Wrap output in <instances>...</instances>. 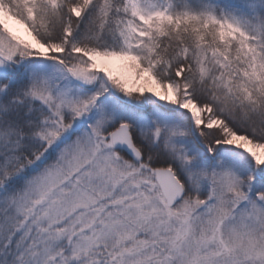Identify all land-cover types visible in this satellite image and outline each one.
Wrapping results in <instances>:
<instances>
[{"label":"snow or ice","instance_id":"obj_1","mask_svg":"<svg viewBox=\"0 0 264 264\" xmlns=\"http://www.w3.org/2000/svg\"><path fill=\"white\" fill-rule=\"evenodd\" d=\"M0 264H264V0H0Z\"/></svg>","mask_w":264,"mask_h":264}]
</instances>
